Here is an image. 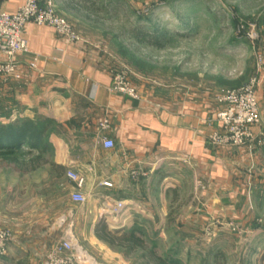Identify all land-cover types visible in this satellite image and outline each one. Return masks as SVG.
Masks as SVG:
<instances>
[{
	"label": "crops",
	"instance_id": "1",
	"mask_svg": "<svg viewBox=\"0 0 264 264\" xmlns=\"http://www.w3.org/2000/svg\"><path fill=\"white\" fill-rule=\"evenodd\" d=\"M22 1L0 0V8L13 11ZM51 1L54 6L60 2ZM81 34L71 42L48 26L29 23L27 52L14 56L20 79L0 78V122L29 119L44 127L45 142L42 160L25 169L15 165L12 178H0V227L11 233L0 262L43 264L45 251L63 233V227L48 228L53 214L73 217L83 245L108 248L94 226L106 204L119 199L131 203L125 228L155 233L164 248L172 240L182 248V259L204 257L205 225L229 217L241 226L249 223L242 216L251 214L247 187L264 184L249 169L257 164L264 171L259 159H264V147L252 152L249 145L209 141L218 128L209 120L222 107L212 86L184 80L152 90L137 82V98L111 92L112 76L120 68L102 45ZM263 79L257 88L261 113ZM104 119L108 127L101 129ZM102 137L114 145L104 148L98 143ZM37 153L32 150L21 160L28 162ZM67 170L83 177L85 202L71 200L74 183ZM132 170L146 174L134 180ZM54 182L63 183L64 191L56 196ZM136 216L139 224L133 223Z\"/></svg>",
	"mask_w": 264,
	"mask_h": 264
},
{
	"label": "rangeland",
	"instance_id": "2",
	"mask_svg": "<svg viewBox=\"0 0 264 264\" xmlns=\"http://www.w3.org/2000/svg\"><path fill=\"white\" fill-rule=\"evenodd\" d=\"M54 10L75 32L81 36L85 33L104 47L136 94L137 82L157 90L175 81L190 80L212 86L219 95L246 84L254 74L260 82L264 76V0H60ZM260 58L262 70L256 72ZM263 147L264 142L249 145L252 152ZM11 156L22 159L17 153ZM15 165L0 156V178H12ZM251 166L253 177L264 179V171L257 164ZM62 184L54 182V196L64 191ZM197 184L203 188L200 181ZM247 188L251 214L242 215L250 218L247 226L230 217L226 222L205 225L201 239L208 250L198 260L182 259L178 253L182 248L172 240L164 248L155 233L138 230V226L135 233L171 264H264V184L251 183ZM60 217L50 215L48 228L64 229ZM138 218L133 223L139 224ZM98 222L115 230L104 216ZM169 231L171 237L172 229ZM73 232L99 264H146L140 251L101 248L98 243L86 246L77 231Z\"/></svg>",
	"mask_w": 264,
	"mask_h": 264
},
{
	"label": "built area",
	"instance_id": "3",
	"mask_svg": "<svg viewBox=\"0 0 264 264\" xmlns=\"http://www.w3.org/2000/svg\"><path fill=\"white\" fill-rule=\"evenodd\" d=\"M29 23L35 26H48L68 41L80 40V36L68 22L55 13L51 0H44L42 3L37 0H23L13 11L0 8V54L2 56L0 58V78L2 80L20 79L21 72L15 63L14 56L27 52L25 33ZM259 60L256 72L262 70L260 67L262 59ZM30 64L33 66L32 63ZM259 82V77L254 74L246 84L217 94L216 102L222 107L216 110L210 118L218 125V128L208 135L212 144L229 147L250 145L254 141L259 145L264 142V121L260 114L259 98L256 93ZM109 90L137 98L136 92L129 85L123 72L113 74ZM99 127L106 129L108 120L104 119L100 122ZM98 143L104 148H111L114 145L111 140L104 137L100 138ZM130 173L134 180L146 174L141 170H132ZM66 175L74 183V189L70 193L71 200L78 203L85 202L86 196L81 191L83 177L71 170H67ZM103 185L110 186V183L103 182ZM129 204L131 203L125 200H113L106 204V209L100 213L99 219L104 216L114 229L124 228L126 219L129 217L126 212ZM59 224L65 225L62 236L45 251L43 264H99L76 239L71 216H61ZM10 240V231L0 229V256L5 254L7 243ZM0 264L3 263L0 262Z\"/></svg>",
	"mask_w": 264,
	"mask_h": 264
},
{
	"label": "trees",
	"instance_id": "4",
	"mask_svg": "<svg viewBox=\"0 0 264 264\" xmlns=\"http://www.w3.org/2000/svg\"><path fill=\"white\" fill-rule=\"evenodd\" d=\"M44 143V127L40 124L29 119H17L8 123L0 122V156L22 169L27 168L28 163L35 165L39 160H42L40 151L44 149ZM32 150H37L38 153L28 162L11 156L17 153L21 157L24 154H29ZM135 230L134 226L131 230L115 229L110 231L100 222L94 227L96 237L110 247H120L129 252L140 251L139 255L146 264H171L163 256L156 254L154 248L149 247L146 241L135 233Z\"/></svg>",
	"mask_w": 264,
	"mask_h": 264
},
{
	"label": "water",
	"instance_id": "5",
	"mask_svg": "<svg viewBox=\"0 0 264 264\" xmlns=\"http://www.w3.org/2000/svg\"><path fill=\"white\" fill-rule=\"evenodd\" d=\"M260 114H261L262 120L264 121V112L263 113L260 112Z\"/></svg>",
	"mask_w": 264,
	"mask_h": 264
}]
</instances>
